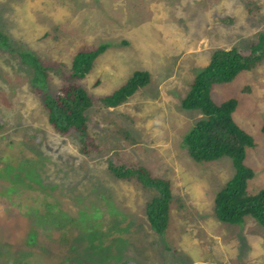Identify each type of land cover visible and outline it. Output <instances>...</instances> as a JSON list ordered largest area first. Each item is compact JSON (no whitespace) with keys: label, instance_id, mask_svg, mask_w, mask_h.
Here are the masks:
<instances>
[{"label":"rangeland","instance_id":"rangeland-1","mask_svg":"<svg viewBox=\"0 0 264 264\" xmlns=\"http://www.w3.org/2000/svg\"><path fill=\"white\" fill-rule=\"evenodd\" d=\"M0 31L48 67L54 89L70 80L78 53L103 45L81 81L96 99L137 71L151 76L127 103L89 111L105 154L87 157L50 125L32 66L0 49V264H264L258 220L230 224L215 213L233 159L190 156L184 138L204 115L182 107L217 49L263 56L212 98L238 101L233 118L255 140L248 193L264 190V0H0ZM110 160L171 182L166 233L146 213L159 192L115 178Z\"/></svg>","mask_w":264,"mask_h":264},{"label":"trees","instance_id":"trees-1","mask_svg":"<svg viewBox=\"0 0 264 264\" xmlns=\"http://www.w3.org/2000/svg\"><path fill=\"white\" fill-rule=\"evenodd\" d=\"M0 49L18 54L23 62L32 66L33 91L47 113L50 125L61 136H74L78 140L80 152L87 157L105 154V148L90 132L89 111L97 104L108 109L117 108L151 81L149 72L137 71L115 92L96 99L81 81L106 51V45L78 53L69 71L70 80L55 89L48 84V67L13 47L10 38L2 31ZM262 59V55H245L237 48L217 49L207 67L192 81L182 101L184 109L198 110L204 115L184 138L190 156L197 162H212L224 157L233 159L235 175L215 199L216 216L225 223L238 224L252 216L264 227V190L254 195L248 193V182L254 177V172L246 164V153L248 148L255 146V140L233 118L238 101L230 99L218 104L212 98V91L216 85L233 82L241 72L253 69ZM108 170L117 179H137L145 187H153L159 192V196L147 204L146 213L154 230L159 234L166 233L173 201L171 182L155 176L149 168L138 162L118 164L110 160Z\"/></svg>","mask_w":264,"mask_h":264}]
</instances>
